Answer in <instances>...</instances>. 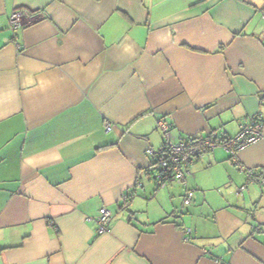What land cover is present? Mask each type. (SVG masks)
Here are the masks:
<instances>
[{"label":"crops","instance_id":"crops-1","mask_svg":"<svg viewBox=\"0 0 264 264\" xmlns=\"http://www.w3.org/2000/svg\"><path fill=\"white\" fill-rule=\"evenodd\" d=\"M255 116L244 172L215 147L187 170L204 187L148 182L165 139ZM247 171L264 178V0H0V264H264Z\"/></svg>","mask_w":264,"mask_h":264},{"label":"built area","instance_id":"built-area-1","mask_svg":"<svg viewBox=\"0 0 264 264\" xmlns=\"http://www.w3.org/2000/svg\"><path fill=\"white\" fill-rule=\"evenodd\" d=\"M25 14L21 10H15L11 13L8 20L9 29L13 32L20 29L24 24ZM161 132L166 135L168 127L162 120H157ZM109 130V126L106 127ZM263 124L260 119L255 116L251 118L246 124L239 126L238 133L233 137H213V136H197L187 137L172 143L165 139L162 147L157 152H149L155 160V164H151L149 171L151 172V179H154L158 186H164L167 179L172 177V181L182 182L185 173H188V167L195 162L199 157L212 151L215 147H221L227 152L230 161L240 171L244 172V168L238 162V154L247 147L256 144L263 137ZM248 183L257 182L264 185V178L258 176L253 171H247ZM241 187L238 191H241ZM193 198V190H187L183 198L184 206H188ZM125 199V196H124ZM111 220V213L106 208H100L98 216L95 219L96 233L102 234L109 231V223ZM179 229L186 234L189 229L180 226Z\"/></svg>","mask_w":264,"mask_h":264},{"label":"trees","instance_id":"trees-1","mask_svg":"<svg viewBox=\"0 0 264 264\" xmlns=\"http://www.w3.org/2000/svg\"><path fill=\"white\" fill-rule=\"evenodd\" d=\"M208 136H210V135H208ZM206 137H207V136H206ZM227 138H229V137H227ZM229 160H230V157H229ZM157 161H158V160H155L154 157H153V160H152L151 164H152V163L155 164ZM147 174H148L149 179H151L152 177H151V175H150L151 172L149 171V169L147 170ZM153 180H154V179H153ZM171 181H172V177L169 176V178L167 179V183H168V182H171ZM154 183H155V187H156V188H159V187H160V186L157 185V183H156L155 180H154ZM136 186H140V184L137 182ZM187 190H189V189H187ZM187 190H186V191H187ZM186 191H185V193H186ZM134 192H135V190L132 189V190H130V192L125 193V199H124L123 204L121 205V207H127V206L129 205L130 200H131V199L133 198V196H134ZM184 196H185V194H184ZM184 196H183V198H184ZM189 205H190V204H189ZM183 206H184V204H183ZM184 207H186V206H184Z\"/></svg>","mask_w":264,"mask_h":264},{"label":"rangeland","instance_id":"rangeland-1","mask_svg":"<svg viewBox=\"0 0 264 264\" xmlns=\"http://www.w3.org/2000/svg\"><path fill=\"white\" fill-rule=\"evenodd\" d=\"M195 164V163H194ZM208 173L207 172H199V173H195V172H190V170L188 171V173H185V177H191L193 180L195 181H198L203 187H204V184L205 183H209L211 182L209 179H208ZM151 181H148V182H152V184H154L155 186V183H154V180L153 179H150Z\"/></svg>","mask_w":264,"mask_h":264}]
</instances>
